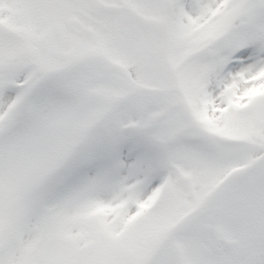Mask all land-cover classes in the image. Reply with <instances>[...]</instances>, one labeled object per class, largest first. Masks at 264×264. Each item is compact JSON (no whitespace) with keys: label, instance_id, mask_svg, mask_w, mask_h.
<instances>
[{"label":"snow or ice","instance_id":"1","mask_svg":"<svg viewBox=\"0 0 264 264\" xmlns=\"http://www.w3.org/2000/svg\"><path fill=\"white\" fill-rule=\"evenodd\" d=\"M0 264H264V0H0Z\"/></svg>","mask_w":264,"mask_h":264}]
</instances>
